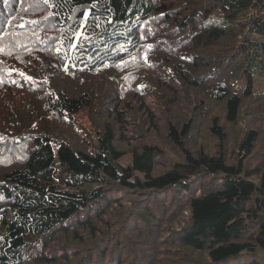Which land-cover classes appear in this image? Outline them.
Instances as JSON below:
<instances>
[{
  "label": "trees",
  "instance_id": "1",
  "mask_svg": "<svg viewBox=\"0 0 264 264\" xmlns=\"http://www.w3.org/2000/svg\"><path fill=\"white\" fill-rule=\"evenodd\" d=\"M257 75L264 0H0V264H264Z\"/></svg>",
  "mask_w": 264,
  "mask_h": 264
},
{
  "label": "rangeland",
  "instance_id": "2",
  "mask_svg": "<svg viewBox=\"0 0 264 264\" xmlns=\"http://www.w3.org/2000/svg\"><path fill=\"white\" fill-rule=\"evenodd\" d=\"M89 17V12L87 13V18ZM112 38L114 40H116L118 38V35L117 34H114L112 36ZM169 65H174V62H171L169 63ZM72 80H68V79H65V77L61 76L59 78H54L53 79V86H55L56 88L58 89H64L65 86H63V84L65 83H69L71 82ZM101 86L105 87V89H103V92L105 93H109V92H112L113 91V82H104L102 84H100ZM246 87V80H243L242 82H239L238 86L236 87V91L240 92L242 91L244 88ZM81 84L80 83H74V80L72 81V88L68 90V93L69 95H74L76 94L77 92L80 91L81 89ZM254 93L255 94H258V93H262L264 94V77L262 76H255V82H254ZM67 91V90H65ZM158 98L156 97H153L151 96L150 98V101H152V103L157 106L158 105ZM131 145L130 144H127L125 146L126 150L127 151H132V149L130 148ZM162 148L164 150V153H165V159L171 161V162H174L176 159H177V156H176V153L170 148V146L166 145V144H162ZM132 158L131 156L128 154L124 157H122L120 159V163L124 166V167H127L129 165V163L131 162ZM121 193L117 194L116 196L118 197ZM151 207L154 205V203L151 201ZM117 218H113L114 221H116ZM179 222V221H178ZM103 225L101 224V227ZM83 232V231H82ZM259 252H257V257L260 259V260H264V254L261 252L262 250H260L259 248L257 249ZM50 249L47 251L49 252ZM246 257H248V260L250 261L251 259V255H247ZM238 260L239 262L242 261V259H230L229 262H233V261H236Z\"/></svg>",
  "mask_w": 264,
  "mask_h": 264
}]
</instances>
